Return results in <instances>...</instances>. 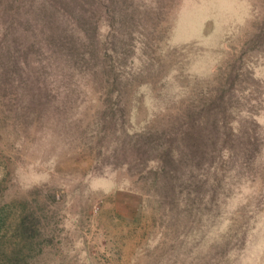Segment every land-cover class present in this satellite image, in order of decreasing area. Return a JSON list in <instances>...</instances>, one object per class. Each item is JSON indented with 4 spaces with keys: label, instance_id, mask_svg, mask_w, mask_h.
Returning a JSON list of instances; mask_svg holds the SVG:
<instances>
[{
    "label": "rangeland",
    "instance_id": "1",
    "mask_svg": "<svg viewBox=\"0 0 264 264\" xmlns=\"http://www.w3.org/2000/svg\"><path fill=\"white\" fill-rule=\"evenodd\" d=\"M0 264H264V0H0Z\"/></svg>",
    "mask_w": 264,
    "mask_h": 264
}]
</instances>
